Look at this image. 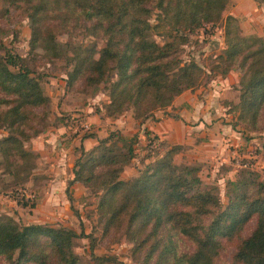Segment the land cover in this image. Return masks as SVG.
<instances>
[{"label": "trees", "instance_id": "obj_1", "mask_svg": "<svg viewBox=\"0 0 264 264\" xmlns=\"http://www.w3.org/2000/svg\"><path fill=\"white\" fill-rule=\"evenodd\" d=\"M16 1L25 2L30 48H39L48 61L65 52L66 84L102 85L106 114L129 108L134 118L144 119L184 89L237 68L231 126L264 130V36L242 35L235 17L223 12L228 0H10ZM154 10L157 21L151 24ZM68 24L81 25L102 45L60 43L56 34ZM206 24L222 28L224 43L207 69L180 56L189 34ZM152 33L166 39L158 43ZM0 49V128L6 131L0 137V175L13 174L18 164L29 175L37 156L28 148L41 118L36 109H43L48 97L23 57L3 45ZM117 138L121 145L105 136L88 149L80 147L68 183H79L97 197L103 232L125 234L140 264H215L223 241L234 246L233 263L264 264V186L250 170L226 181L221 203L213 186L202 187L196 166L172 161L178 144L145 163L134 180L120 178L133 147ZM252 218L253 226L244 233ZM75 235L60 226L18 223L0 212L4 264H79L72 250Z\"/></svg>", "mask_w": 264, "mask_h": 264}, {"label": "rangeland", "instance_id": "obj_2", "mask_svg": "<svg viewBox=\"0 0 264 264\" xmlns=\"http://www.w3.org/2000/svg\"><path fill=\"white\" fill-rule=\"evenodd\" d=\"M23 6H25V2L0 0V45L23 57L27 67L33 70L32 74L38 77L41 90L48 97V102L43 109H36L39 116H41L37 123V133L56 124H65L66 129L70 131L66 121L71 116L87 121L89 127L86 130L77 131L70 135L65 142L66 145L71 142L70 150L66 154L67 160L72 163L75 157L80 154V147L83 149L89 148H84L85 144H79V139L88 137L85 136L88 133L92 134L90 137L95 136L96 142L99 138L105 136L117 139V145L122 143L117 137L125 138L126 143L133 147V152L130 161L120 169L119 177L134 180L140 174V170L145 163L160 156L175 143L165 142L150 133L143 137L140 136L139 134L145 130L144 126L140 124L143 119L134 118L129 108L122 110L120 113L106 114L105 105L108 97L102 85L84 88L81 86V80H78L73 86L66 84V75L61 67L64 64L65 52L60 53L56 59L48 61L42 56L39 48H30V20ZM156 21V11L154 10L149 17V22L153 24ZM242 35L248 36L251 34ZM152 37L158 43H162L166 39L161 34L156 33H152ZM56 39L62 44L66 41L69 42L68 46L72 44L91 46L94 44L98 48L102 45L101 40L91 35H85L83 27L77 24L76 26L68 24L65 28H62L57 32ZM223 47L222 28L218 25L210 26V24H206L203 28L196 29L189 34L188 41L182 45L180 56L182 59L194 58L207 69L210 67L212 56L221 52ZM66 49L69 48L66 46ZM0 51L2 50L0 49ZM69 52H71V47L67 50L68 54H70ZM232 69L237 71L239 80V70L237 68ZM219 77V75H215L209 82H213L214 79L216 80ZM237 83L229 87V93L226 91L220 94L217 101L211 92H208V94L207 91L204 92L205 89L199 88V92H194L193 89L184 90L187 94L193 92V97L197 99L204 98V96H207L209 100L213 98L212 101L215 100L214 103L218 104L216 115L222 118L230 116L229 122H231L236 112L229 110V107L238 99ZM207 105L206 109L209 111L213 107L212 103L209 102ZM165 108L159 109L164 110ZM225 111H228L230 115H226ZM167 113L174 115L175 111L170 110ZM104 116L115 119L116 122L106 124V120L103 119ZM246 127L242 123L235 125V129L245 139H247L246 137H253V144H250L249 148H247L248 145H237L231 141L226 144V136L222 133L219 134L220 131H217L220 138H222L218 140L221 141V144H224V150L228 155L226 152L220 156H216V152H214V156L208 155V150L205 149V152L202 151L200 154L203 155L201 158L203 160H198L192 158L194 152H191L188 146L178 144L181 147L172 153V161L178 165L196 166L195 173L198 175L202 187L213 186L221 203L226 200L224 195L226 181L236 178V175H240L242 170H245V172L250 170V177H254L256 181L263 183L264 186V130H252ZM5 133L6 131L0 128V137ZM121 151H125L124 148ZM222 158L224 160H221ZM33 163H35V158ZM23 167V164H18L13 174L0 175V191L2 194H8L12 200L16 201V205L11 206L13 210L7 211L16 222L22 224L45 223L74 231L76 235L73 238L72 250L79 264H140V254L133 252L132 241L125 234L114 230L103 232L96 207L97 197L88 188L79 187V190L76 189L75 187L80 184L76 183L74 186L75 183H68L69 178L65 180L63 195L66 201L64 203L52 205L38 203V205H35L38 199H35V196H30L31 189L37 183L44 181L35 175L29 176L28 173H23L21 170ZM18 172L21 175H18ZM25 176L30 178L27 181L28 184L25 182L27 178L24 180ZM23 191L28 195L21 194ZM37 197H39V194ZM21 201L26 202V204H20ZM12 203L14 202L12 201ZM9 207H4V209ZM32 208H40L41 212H34ZM3 211L1 213H5ZM253 219H250L246 224L243 229L244 233L253 226ZM233 248L234 246L230 241H223L219 250V258L215 264H236L231 260ZM0 264H4L1 258Z\"/></svg>", "mask_w": 264, "mask_h": 264}, {"label": "crops", "instance_id": "obj_3", "mask_svg": "<svg viewBox=\"0 0 264 264\" xmlns=\"http://www.w3.org/2000/svg\"><path fill=\"white\" fill-rule=\"evenodd\" d=\"M223 12L236 18L242 34L264 36V0H228ZM237 81V71L231 69L226 75L214 79L206 86L196 87L192 91L199 92V88L205 89L203 91H207V94L211 92L217 101L220 94L226 91L229 93V87L235 85ZM193 95V92L187 94L186 90H183L172 99V103L164 110L157 109L153 111L151 115L141 121L140 124L144 126L145 130L139 135L143 137L150 133L165 142L186 145L191 152H194L192 158L198 160H203L201 159L203 155L200 154L202 151L205 152V149L208 150V155L214 156V152H216V156L225 154L224 144H221V141L218 140L222 138H220L217 131H220L219 134L222 133L226 136V144L231 141L237 145H248L247 148L250 147V144H253V137H246L247 139H245L238 130L232 128L228 111H225V114L229 116L228 118L227 116L222 118L216 115L218 104L214 103L215 100L212 101L213 98L209 100L207 96H204V98L197 99ZM209 102L212 103L213 107L207 111V103ZM170 110H174L175 114L167 113ZM213 111L215 112L213 113ZM103 119L106 120V124L116 122L115 119H110L107 116H104ZM70 135L72 134L66 129L65 124H56L45 130L42 129L28 142V148L37 153L34 167L29 176L35 175L44 181L37 183L31 189L30 196H35V199H38L35 205H38V203L61 204L66 201L63 195L65 180L72 177V162L67 160L66 154L70 150L71 142L68 145L65 142ZM95 140V136H88L79 139V144H85L84 148H87L94 144ZM226 154L228 155L227 152ZM29 179L27 178L25 181L27 184ZM79 187L82 188L80 185L75 188L79 190ZM38 194L39 197H37ZM13 204L16 205V201L12 200L8 194H2L0 191V212L3 210L5 213L12 211L11 206H15ZM7 206L10 207L4 209ZM32 210L41 212L40 208H32Z\"/></svg>", "mask_w": 264, "mask_h": 264}, {"label": "built area", "instance_id": "obj_4", "mask_svg": "<svg viewBox=\"0 0 264 264\" xmlns=\"http://www.w3.org/2000/svg\"><path fill=\"white\" fill-rule=\"evenodd\" d=\"M66 122H67V126L70 128L71 134H74L79 130L80 131L86 130L89 127L87 121L79 120L76 116L68 117ZM21 194H26V193H24L23 191V193ZM26 195H28V193Z\"/></svg>", "mask_w": 264, "mask_h": 264}]
</instances>
